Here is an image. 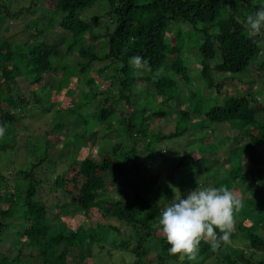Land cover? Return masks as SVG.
I'll list each match as a JSON object with an SVG mask.
<instances>
[{
  "label": "trees",
  "instance_id": "trees-1",
  "mask_svg": "<svg viewBox=\"0 0 264 264\" xmlns=\"http://www.w3.org/2000/svg\"><path fill=\"white\" fill-rule=\"evenodd\" d=\"M29 1L28 9L36 4L41 5L46 15L57 20L51 23L45 21L37 33L40 39L28 44L25 53H21L22 47L12 48L7 40L0 38V89L2 86H15L14 79L20 78L27 84L33 102L39 108L45 109H39L41 113L59 107L55 112L72 114L94 102L97 107L89 114V118L96 123L106 120L115 122L119 126L118 133L124 140L110 144L105 132L106 137L102 144L108 148V153L103 152L100 145H95L90 150L86 143L88 130L80 128L88 120L74 119L75 121L68 123L69 137L80 140V151H88L83 159L69 163L53 179L44 177L46 186L42 187L33 180L31 173L43 162L46 156L43 150L36 162L30 163L28 169L20 171L23 179H27V184L20 194L21 197L18 196V202L13 188L7 190L4 185L0 187V240H3V233L10 229L11 232L15 230L14 237L17 240L14 247L5 246L4 253L0 255V264H67L75 248L79 249L81 246L83 231L81 227L71 229L62 223L61 229L52 233L48 229V223L54 216L60 222V218L71 215L73 210L67 209L69 206L81 211L85 218H88L91 210H96L102 219L114 220L129 228L130 235L124 238L121 236L117 241L111 239L109 242L116 250L132 255V264H143L142 259L148 258L143 244L150 239L160 245V253L154 255L155 264H166L165 259L169 258L176 259L177 256L169 255L170 246L167 241L155 235L160 231L156 217L165 208L171 190L158 181V174L149 172L146 167L136 162V146H141L139 153L143 156V161L151 163L159 157L163 161L166 156L162 155L163 151L160 153V149L155 150L156 145L170 139L182 138L192 130L190 128H194L195 122L191 116L195 115L196 110L187 105L191 99L197 97L195 91H191L193 87L186 97H179L178 103L186 105L187 108L178 106L176 100L174 105L168 107L166 104L176 98L174 90L177 84L189 85V62L195 64L197 78L205 92L213 91L219 97L225 76L233 78L242 73L260 54L261 47L248 37L244 24L248 15L264 7L263 0H105L109 9L104 13V18L110 20L111 29L108 25V30L101 33L95 32V22L101 16L96 13L97 15L86 18V10L96 0ZM15 15L16 13L10 14L0 4V21L4 17ZM37 22L38 20L36 24ZM172 24L179 27L173 29ZM53 28L67 33V38L51 42L40 35L44 30L52 31ZM84 34L87 43H83ZM93 42L96 44L91 45ZM60 44L64 45L61 51L78 57L80 63L62 62L61 51H58ZM188 51L189 57H186ZM14 55L18 56L20 66L12 64L11 58ZM134 56L147 60L149 69L136 70L129 63ZM93 63L101 66L92 71L91 75L89 67ZM68 66L73 67L77 76L82 78L84 88L76 107L72 106L71 99L65 107L60 105L57 101L60 87L48 86L45 89L40 86L43 76H49L57 67L63 69L65 74L64 77L61 75V82H67L70 75L65 69ZM257 68L263 72L264 62L259 63ZM107 71L111 72L110 76L106 75ZM138 88L139 99L133 100L134 92ZM113 89H116L115 93ZM44 98L47 104L42 107ZM153 102H159L160 109L151 110L150 105ZM23 106L24 101L20 95L6 97L0 90V124L9 127L15 123L18 120V111L25 112ZM122 106L130 107V114L125 116V110L124 115L117 117L115 110ZM263 111L264 105L258 100L256 102L250 91H246L244 95L224 97L221 103H214L203 113L195 115L198 132H204V135L186 140L184 147L187 148V155L171 165H165L168 179L170 182H177L179 194H182L189 187V183L201 178L198 170L208 165L203 160L205 155L222 148L221 143L224 140L217 144L216 135L211 128L231 125L238 130V135L245 136L244 142L240 143L239 137L238 143L227 147V168L224 170L226 178L214 182L213 187L230 188L232 184L240 187L248 183L247 177L251 178L249 183L253 190L248 193L252 201L248 199L246 204H252L253 210L262 209L258 213L260 219L249 221L246 226L243 224L245 216L240 210L236 213V227L230 239L239 235L246 244L245 249L222 252L227 244L213 250L209 243L202 241L197 260L192 261L193 264H201L209 256L220 258L223 264H264V173L261 170L264 158L257 152L258 145L264 140V121L258 118ZM171 114L176 121L173 131L168 134L150 132L144 123L146 117L167 120ZM28 115L32 118L35 114ZM66 125L67 123L57 122L54 129L58 132ZM109 127L110 124L107 128ZM8 147L0 145V151ZM114 181H120L123 191L126 192L119 193L115 200L108 195V186H113ZM256 181L263 188L254 187ZM1 183L5 184V180L0 175ZM196 187L200 188V184ZM36 188L51 194L54 204L48 207L40 201H34ZM1 192H7L9 198L3 201L2 196L5 194ZM62 200L67 203L61 204ZM2 205L5 207H1ZM52 208L56 211L54 215ZM15 215L18 223H9ZM106 227L110 233L120 236L118 228L108 225ZM86 238L89 236L86 235ZM133 243L134 246L129 248ZM257 252L260 256L255 258ZM78 255L84 256L81 251L76 256ZM190 262L185 259L182 264Z\"/></svg>",
  "mask_w": 264,
  "mask_h": 264
},
{
  "label": "rangeland",
  "instance_id": "rangeland-1",
  "mask_svg": "<svg viewBox=\"0 0 264 264\" xmlns=\"http://www.w3.org/2000/svg\"><path fill=\"white\" fill-rule=\"evenodd\" d=\"M29 2V0H0V4L4 6L6 11H8L10 14L16 13L14 17H4L3 20L0 21V38L7 40L12 48L15 46L22 47L21 53H25V47L28 44L40 39V36H38L37 33L41 30V27L44 26L45 21L51 23L53 22V20H57L55 17L52 18L49 17V15H46L42 10L41 5L36 4V6H33V8L28 9ZM262 2L264 3V0ZM108 9L109 8L105 0H96L95 4L86 10V18H89L91 15H94L96 13L101 16V18L99 17V20L95 22V32H105L106 30H108V25L109 29H111V24L109 23L110 20L104 18V13L107 12ZM47 19H49V21H47ZM36 20H38L37 24ZM178 27L179 26L177 24H172L173 29ZM40 35H43L47 41L51 42H59L61 39L67 38V33L63 32L59 28H53L52 31L44 30V33H41ZM82 37H85L83 43H87L85 34L82 35ZM95 44L96 43L93 42L91 45ZM95 48L98 49V46H96ZM58 49V51H61L62 49H64V45L60 44L58 46ZM261 49L262 50L260 51V54L256 58H254V60L246 67V69L242 73L233 76V78L228 77L227 75L225 76V78L223 79L224 83L220 88L222 94L219 97L216 96L213 91H210L209 93L205 92L201 81L197 78L198 74L195 64L192 62H189V64L187 63L189 85H185L182 83L177 84L174 90L176 98L174 99V101L172 99V103L167 102V106L169 107L172 104L174 105L175 100L179 106V97H181V99H183V97H186L188 91H190L192 87L193 88L191 89V91L194 90L195 92H193L197 97L191 99V101L189 102L190 104L188 103L187 105H189L193 110H196L195 115L203 113L214 103H221L226 96H239L240 94L244 95L246 91L251 92L256 102L258 100L259 103L264 105V71H258L257 68L259 63L264 62V47H261ZM189 53L190 51H188L185 56L189 57ZM60 56L62 62H64L65 64H69L72 61L80 63L78 57H74L72 54L67 55L65 51H61ZM11 62L12 64L20 66L18 62V56L14 55L11 58ZM100 66L101 64L93 63L89 67V72L91 73V75L93 74L92 71H95ZM62 70L63 69L57 67V69H54L49 76H43V81L40 86L44 87L45 89H47L48 86L54 88L60 87L57 94V101L60 102V105L62 107H65L68 100L71 99L72 106L76 107L78 106V99L82 98L84 90L83 83L81 81L82 78L77 76V73L73 67L68 66V68L65 69L70 75L69 79L67 80L68 83L65 81V83L61 82V75H63V77L65 76L64 71ZM106 75L110 76L111 72L107 71ZM14 82L16 83L15 86H2V88L0 89L1 93L6 97H9V95H20V98L22 99V101H24L25 107L23 106V110H25V112L20 110L18 111V120H16L15 123L10 124V126L7 127L5 136L3 138H0V145L9 146L5 150L0 151V175L1 177L3 176L5 180V184L1 183L0 187L2 188L4 185L7 187V190L13 188V190L15 191V196L17 197V202L19 200L18 196L19 198L21 197L20 194H22V191L27 184V179H23V175L20 174V171L28 169L30 163L36 162L37 157H40V155L43 153V150H45L46 153L43 162L31 173V177L33 178V180L35 182H38V184L40 183V186L42 187L46 186V180L44 177L47 176L49 179H53L56 174H58L63 168L68 166L69 163L83 159L86 153H88V151L83 152L79 150V139L73 140L69 137L70 125L68 123H71L72 120L75 121L74 119L78 120L80 118L88 120V123L85 126H80V128L81 130H83L84 128L88 130L86 133V136H88L86 143L88 144L90 150L95 145H100L102 151L108 153V148L104 144H102L105 140L104 137H106L104 134L105 132H107V140H109L108 143L110 144H115L124 140L120 133H118L119 126H117L115 122L112 123L111 121L109 122L108 120H106L101 123H96L94 120L89 118V114L97 107V104H95L94 102L93 104H87L86 106L81 107L80 111L72 114H66L63 111L55 112L59 107L52 108L46 113H41L39 109H41V111H45V109L39 108L38 105L33 102V98L27 84L25 82L23 83L20 78H15ZM247 83H249L248 86H245V84ZM140 84L142 83H139V85ZM113 91L115 93L116 89H113ZM138 94H140L139 88L136 89V93L134 92L133 100L139 99ZM44 99L45 100H43L44 102L42 104V107H45V105L47 104L46 98ZM142 101H144V103L146 102L145 99H142ZM150 107L151 110L160 109L159 102L151 103ZM180 107L183 109L187 108V106L184 104L180 105ZM27 110L30 111L27 112ZM125 110H127L125 116L129 115L130 107L122 106L121 108L115 110L116 116L121 117ZM28 114L35 115L30 118ZM195 115L191 116L192 118H194L192 120L193 122H195V126L194 128H190L192 130L187 135L184 134L182 138L170 139L156 145L155 150L160 149V153H162L163 151L162 155L166 156L165 160L163 159L162 161V157H159L152 160L151 163L143 161V159H141L143 158V156L141 155V153H139L141 146H136V162H138L141 166L146 167L149 172L158 174L160 178L158 179V181L169 187V189L171 190V193L169 195L170 199L165 202V207L170 203V201L175 198V195H181V198H186L187 194L190 191H194L192 189L198 186V184H200V188L210 186L213 187L214 182L222 181V179H225L226 176L224 170H226L227 168L225 162H227L228 159L226 150L227 147H232L233 144L238 143L239 137H241L240 143H242V141H245V136L238 135V130L231 125L211 128V130L214 131V135H216L215 142L217 144L224 140V143H221L222 148L215 150L212 154L205 155L203 160H205L204 162H208V165L204 169L200 168L198 170L201 178L195 182L189 183L188 185L190 188L188 187L184 190V192H182V194H179L180 188H178L177 182H170V180L168 179L165 165H171L173 162H177L178 159L187 155V148L184 147L186 140L193 139V137L196 136L200 137L204 135V132H198L196 121L197 116ZM258 118L264 121V111L259 113ZM175 121L176 119L174 118V115L171 114L170 116H168L167 120H152V118L147 119L146 117L144 123L147 125V128L150 130V132L158 131L161 135H164L173 131ZM57 122H64L67 123V125L64 126V128H62L60 131L56 132L54 128ZM75 123H77L78 125V121H76ZM108 124H110L109 128H107ZM205 135L207 136L208 134H206L205 132ZM208 137L211 138L210 134L208 135ZM91 138H93V140H88ZM257 152L262 158H264V140L258 145ZM205 153L208 152H204V154ZM218 168H221V170H217ZM261 170L264 173V165L261 167ZM247 179L248 183H246L244 186L237 187L236 185L232 184V186L228 188L238 193L242 199L243 206L240 210L241 213H243V216H245V221L243 224L246 226L249 225V221L255 222L256 219H260L258 213L262 212V209L260 208H257L256 210L251 209V203V205L246 204L247 202H249L248 199H251L250 201H252V197L249 195L248 191L253 190L251 183H249V180H251V178L247 177ZM158 181L154 184V186L157 185ZM254 187L263 188L262 184H260L258 181L255 182ZM36 189L37 194L33 197L34 201H40L48 207L54 204L51 200V194H48L47 191L42 192L39 188ZM108 190H113L111 192H108L109 197L113 200L117 198V195L119 193H126L125 191H123L120 181H114L113 186H108ZM1 193L5 194L4 196H2L3 201H5L4 199L9 198L7 192ZM66 203L64 200L61 201V204L63 205H65ZM1 207H5V205H2ZM67 209H69L70 211L73 210V213L69 216L60 218L59 220L61 223L57 220L56 216H52L54 219L49 220L48 223V229L52 233H55L59 229H61L62 223L64 224V226H68L71 229H78L79 227H81L83 231L84 237L81 239V246L79 247V249L75 248L74 252L71 254V256H69L70 259L67 261V264L133 263L134 258L132 255H129L127 252L116 250L113 246L110 245L109 242L111 241V239L117 241L121 238V236H123L124 238L130 235L131 231L129 228L114 220H106L104 218L102 219L100 217V213L96 210H91L88 218H85L82 212L78 209H75L71 206L67 207ZM52 210V215L56 214L55 209L52 208ZM12 218L13 219L8 221L9 223H18L16 215ZM1 222H3V220H1ZM107 225L118 228V235L120 236L110 233L106 227ZM11 231L12 229H10L9 232L5 231L2 235L3 240H0V255L4 253L5 246L12 248L17 242L16 237H14L15 230H13L14 232ZM86 235L89 236V238H86ZM155 235L156 237H162L160 231H157ZM238 236L239 235H236L235 238L232 239L230 243H227V245L221 251L225 252L229 249H237V251L244 250L246 244ZM90 237L93 238L90 239ZM89 239L91 241H88ZM133 246L134 243L130 245L129 248H132ZM143 247L148 253V258L142 259L143 264H155L154 261L156 259H154V255L160 253L159 243H157L153 239H150L143 244ZM80 251L84 254V256H76ZM256 255L257 256H255V258L258 257V255L260 256V253L257 252ZM183 261L179 260L178 256L176 257V259H165L166 264H182ZM190 264H193V262L191 261ZM201 264H223V262H221L220 258L216 256H209L205 258Z\"/></svg>",
  "mask_w": 264,
  "mask_h": 264
},
{
  "label": "clouds",
  "instance_id": "clouds-1",
  "mask_svg": "<svg viewBox=\"0 0 264 264\" xmlns=\"http://www.w3.org/2000/svg\"><path fill=\"white\" fill-rule=\"evenodd\" d=\"M248 37L258 47H264V7L248 15L245 21ZM136 69H149L147 60L140 56L130 58ZM0 124V138L7 132ZM243 206L238 193L225 186L196 188L186 198H175L160 212L156 220L162 237L170 246V256L179 260L196 261L201 242L209 243L213 250L231 242L236 227V213Z\"/></svg>",
  "mask_w": 264,
  "mask_h": 264
}]
</instances>
